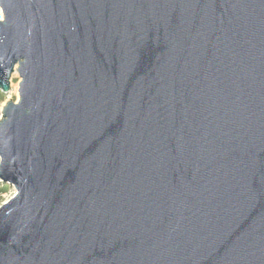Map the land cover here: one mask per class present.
<instances>
[{
    "label": "water",
    "instance_id": "95a60500",
    "mask_svg": "<svg viewBox=\"0 0 264 264\" xmlns=\"http://www.w3.org/2000/svg\"><path fill=\"white\" fill-rule=\"evenodd\" d=\"M0 11V264H264V0Z\"/></svg>",
    "mask_w": 264,
    "mask_h": 264
},
{
    "label": "rangeland",
    "instance_id": "374dc122",
    "mask_svg": "<svg viewBox=\"0 0 264 264\" xmlns=\"http://www.w3.org/2000/svg\"><path fill=\"white\" fill-rule=\"evenodd\" d=\"M18 82H19V78L16 74L12 75L11 79H10V93L6 96H4V101L0 103V119H1V111H2V107L4 106V104L8 101H13L14 103H16L18 101ZM14 194V190L13 189H9L8 194L3 196V202L0 204L2 205L3 203L7 202Z\"/></svg>",
    "mask_w": 264,
    "mask_h": 264
},
{
    "label": "trees",
    "instance_id": "16d2710c",
    "mask_svg": "<svg viewBox=\"0 0 264 264\" xmlns=\"http://www.w3.org/2000/svg\"><path fill=\"white\" fill-rule=\"evenodd\" d=\"M4 101V96L0 93V103ZM9 188L7 185L0 183V204L3 202V196L8 194Z\"/></svg>",
    "mask_w": 264,
    "mask_h": 264
},
{
    "label": "built area",
    "instance_id": "2783aa9c",
    "mask_svg": "<svg viewBox=\"0 0 264 264\" xmlns=\"http://www.w3.org/2000/svg\"><path fill=\"white\" fill-rule=\"evenodd\" d=\"M2 19V13H1V11H0V20Z\"/></svg>",
    "mask_w": 264,
    "mask_h": 264
}]
</instances>
